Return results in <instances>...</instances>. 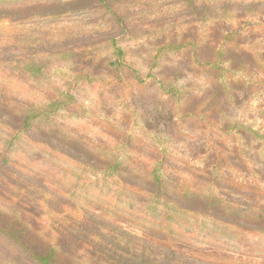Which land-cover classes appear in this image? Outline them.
<instances>
[{
	"label": "rangeland",
	"instance_id": "rangeland-1",
	"mask_svg": "<svg viewBox=\"0 0 264 264\" xmlns=\"http://www.w3.org/2000/svg\"><path fill=\"white\" fill-rule=\"evenodd\" d=\"M108 9L117 16L111 17ZM233 36L237 38L229 39L228 47L257 52V61L248 53L237 61L224 57L221 82L212 85V77L206 76L211 71L198 66L211 59L212 51L226 37ZM180 45L187 51L166 54L167 48ZM118 47L125 51L124 61L116 55ZM192 48L199 50L196 57H190ZM158 49L162 51L159 55ZM248 57L252 59L246 60ZM36 60L48 66L46 75L40 76L44 89L38 88V92L49 89L66 92L72 83L77 87L71 112L80 114L60 122L67 128L64 135L72 138L74 134L97 146H110L113 139L107 129L116 125L129 129L130 122L125 117L129 118L134 110L152 135L166 141L163 149H167L168 165L181 170L183 177L187 175V165L213 167L215 159L211 153L216 146L221 145L223 151L231 148L229 169L222 170L228 176L221 182L223 191L230 183L236 185L232 187V198L242 201L239 209L243 215L252 217L257 210H249V205L264 203V195L255 192L264 191V154L259 157V149L253 145L251 152L246 150L239 157L236 149L243 150L242 146L249 147L252 142V136L248 139L241 126L264 135V0H0V97L28 96L29 90L22 85L29 76L21 69L19 73L12 63ZM233 63L247 66L232 67ZM76 74L80 76L77 83ZM157 80L176 84L183 91V98L191 101L185 113H192V117L179 120L168 104L170 94L160 92ZM220 84L232 90L229 95L233 98L238 94H234L236 91L240 92L232 105L227 96L219 99L220 109L226 108L227 113L221 124L212 125L193 110L198 106L197 95L204 94L206 98L218 94ZM41 98L42 95L34 97ZM234 122L240 124L239 130L229 128ZM46 140L50 139L40 137L25 143L23 147L32 150L31 163L21 155L18 163L23 168L8 169L11 175L6 179L26 192L34 185L39 188L34 199L37 208L34 209V203L26 205L31 216L45 226L46 234L40 235L46 237L45 242L51 237L59 243L69 240L72 244L69 252L87 259L86 264H97L90 262L93 259L87 252L90 238L84 231L98 234L102 228L106 229L101 235L106 237L105 244L109 247L114 246L113 242L116 244L114 240L123 232L124 245L134 235L138 236L139 252H150L158 264L174 260H178L177 264H264V233L258 234L259 225L251 222L239 225V229L220 227V231L207 225L209 230L220 234L199 238L201 234L192 241L193 232H183L181 240L166 244L155 239L156 232L147 231L142 222L131 219L129 212L113 220L112 225L98 224L95 215H85L86 209L102 215L97 206L67 205L62 199L63 190L45 176V170L58 171L52 163L68 165L66 160L43 153L57 143L55 139L50 143ZM140 144L133 145L131 155L135 158H143L145 150L139 151ZM48 197L54 205L43 202ZM75 215L82 222L78 231L71 233ZM64 223H69V228ZM2 250L8 251L13 259L9 264H35L12 245L0 243L1 253ZM0 261L8 263L1 255Z\"/></svg>",
	"mask_w": 264,
	"mask_h": 264
},
{
	"label": "trees",
	"instance_id": "trees-1",
	"mask_svg": "<svg viewBox=\"0 0 264 264\" xmlns=\"http://www.w3.org/2000/svg\"><path fill=\"white\" fill-rule=\"evenodd\" d=\"M108 10L111 12V17L117 16L113 10ZM236 38V36L226 37L222 44L212 51L211 59L199 64L198 67L203 70L211 71L206 72L208 73L206 76L207 78L212 77V85L218 81L221 82L222 72L225 70L222 67L224 57L229 61H237L242 60L248 53L253 61H257L259 56L257 52L244 47H228L230 46L228 45L229 39ZM186 51L187 49L181 48V45L171 46L167 48L166 54H182ZM189 51L190 57H196L199 52L198 48H192ZM157 52L159 55L162 51L158 49ZM116 55L124 61L125 51L121 47L117 48ZM37 56L42 58L40 55ZM252 58L248 57L246 60ZM37 62L36 60V62L31 61L27 64L12 63V67L19 73L21 69L29 76L26 78L25 85H22L29 90L28 96L10 97L8 95L6 99L0 97V243L3 246L5 244L14 246L22 256L28 257L35 264H86L84 261L87 259L74 256L72 251L69 252L72 245L69 240L59 243L51 237L49 242H45L46 237L40 236L46 234L45 226L31 216L30 209L26 205L34 203V209L37 208L38 205H35L36 200L34 199L39 194V188L34 185L26 192L25 189L10 184L6 180L11 175L8 169L23 168L18 163L21 155L26 156L27 162L31 163L29 159L32 150L28 151L23 145L34 142L40 137L50 139L46 140L49 143L53 139L57 141L56 145H52L48 151L43 153L68 162L65 167L52 163L53 166H57L54 169L58 171L52 173L50 170H45V176L51 178L63 190L62 199L66 200L67 205L72 204L75 207L76 204H85L87 208L97 206L102 211V215L91 213L88 209L85 215H95L100 225H112L113 220L120 219L123 213L129 212L131 219L142 222L143 226L148 229L147 231L156 232L158 237L155 239L161 241L162 244L181 240L184 236L183 232H193L191 236L194 240L192 241L197 240L196 237L201 234L203 235L199 238L204 236L210 238L207 235L220 234L217 230H209L207 225L216 227L220 231L222 230L220 227L239 229L242 225L245 226L246 222H251L252 225H259V230H256L258 234L264 233L263 201L249 205V210H257L252 217L243 215V211L239 209L242 201L232 198V187L236 185L230 183L224 191L221 187L222 180L228 179L227 175L222 174V170L229 169L231 148L223 151L220 148L222 146L218 144L219 147L216 146L211 153V157L215 159L213 167L205 169L187 165V175L183 177L181 170L168 165L167 149H163L166 148L163 145L166 141L162 137L152 135L134 110L130 112L129 118L125 117L126 122H130L129 129L125 130L117 125L109 126L111 128L107 130L113 139L110 146L106 144L97 146L74 134L72 138H69L68 135H64L66 126L62 127L60 122L64 118L80 114L75 113L76 111L71 112L76 101L73 92L77 87L75 83H72L66 92L56 89L38 92V88L44 89L41 86V77L46 75L48 66L43 62L40 64ZM235 65L242 68L247 66V63H233L232 67ZM76 76L75 82L77 83L80 76L79 74ZM243 81L249 83L244 78ZM235 84L240 86L238 82ZM157 86L162 94L164 92L170 94L167 97L168 104L174 108L179 120L192 117V113H185L191 101L183 98V91L178 89L176 84L157 80ZM219 87L218 94H211L206 98L204 94L197 95L198 106L193 110L198 112L201 119L208 120L212 125L216 122L221 124L227 113L226 108L220 109L219 99L227 96L232 105L233 99L237 98L240 92L235 90L234 94L237 92L238 94L233 98L229 95L231 89L226 90L223 84ZM40 95H42L41 99H34L35 96ZM128 110L130 111L129 108ZM137 127L139 130L136 129ZM234 127L239 130L240 124L234 122L233 126L229 125V128ZM133 129H135L134 132ZM240 129L245 130L244 134L248 139L252 136V142H249V147L242 146L243 150L236 148L237 155L243 157L246 150L251 152V146L255 145L259 149V157L262 156L264 142L261 141H264V135L244 125ZM135 132L138 134L135 135ZM138 142L141 143L139 151L145 150L143 158H135L131 155L134 152L133 145ZM255 192L264 195V191L256 190ZM43 202L46 205H54L51 197L43 198ZM74 221L73 228L69 229L71 233L78 231V225L82 219L75 215ZM241 221L244 222L240 223ZM185 222H187L186 225H184ZM64 227L69 228V223H64ZM105 230L101 228L100 231ZM84 232L90 238L88 247L90 251L87 252L95 259H91L90 262L158 264L152 260L150 252H139L138 241L140 242L141 238L136 235L131 237L133 239L129 240L128 245H124L125 233L123 232L120 241L118 237L114 240L116 244L113 242L114 246L109 247L105 244L106 237L102 236L101 232L98 234L87 230ZM5 251L2 250V253L0 251V255L7 259V264H9L13 259L9 256L10 253ZM177 263L178 260H174L173 263L167 264ZM0 264L6 263L0 261Z\"/></svg>",
	"mask_w": 264,
	"mask_h": 264
}]
</instances>
